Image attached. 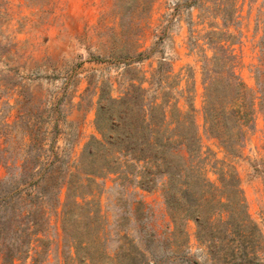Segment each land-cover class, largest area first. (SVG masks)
I'll return each instance as SVG.
<instances>
[{"label": "rangeland", "instance_id": "obj_1", "mask_svg": "<svg viewBox=\"0 0 264 264\" xmlns=\"http://www.w3.org/2000/svg\"><path fill=\"white\" fill-rule=\"evenodd\" d=\"M141 1V0H140ZM123 0H0V252H21L31 235L34 204L48 224L38 264H76L62 230L68 193L83 195L111 250L127 234L144 253V264H211L198 242L193 219L173 231L159 189L116 182L115 174L83 175L78 161L86 143L100 138L98 100L118 99L130 83L148 94L171 92L182 110L193 108L203 150L224 152L203 131V78L216 42L230 33L236 74L254 92L255 120L234 160L247 211L264 237V0H155L146 15ZM122 12L125 40L137 34L136 52L120 51ZM230 16L227 21L222 16ZM127 50V49H126ZM208 177L216 176L208 172ZM76 200L82 202L81 197ZM69 205L72 198L69 197ZM77 220L71 234L83 236ZM187 241V242H186ZM72 253H71V252ZM71 253V254H70ZM264 264V245L257 248ZM21 256V255H20ZM67 260V261H65ZM2 253H0V264ZM16 264H32V250Z\"/></svg>", "mask_w": 264, "mask_h": 264}, {"label": "trees", "instance_id": "obj_2", "mask_svg": "<svg viewBox=\"0 0 264 264\" xmlns=\"http://www.w3.org/2000/svg\"><path fill=\"white\" fill-rule=\"evenodd\" d=\"M121 1L116 0V5ZM130 1L146 15L152 12L155 2ZM123 14L116 12L115 17L121 28L119 49L128 56L137 50V34H127L121 40ZM222 19L228 22L230 16ZM225 34L226 38L216 42L206 66L202 105L204 134L222 147L223 158L216 159L209 148L203 150L190 103L184 111L171 92L148 94L141 82L130 83L120 98L98 100L95 126L100 138L93 137L86 143L77 173L93 178L115 174L117 183L127 180L144 190L159 189L173 231H181L188 238L183 224L193 219L195 236L208 250L211 264H252L260 261L257 248L264 245V237L248 214L233 162L240 157L255 120V95L236 74V56L230 49L232 35ZM208 172L216 177L210 179ZM77 196L82 202L76 200ZM83 197L73 193L69 180L61 220L64 238L70 250L74 249L69 259L76 260V264H144V253L127 234L119 236V244L111 250L103 243L104 234L99 229L92 236L91 224L100 217V209H92ZM76 220L82 224L83 236H75L69 230V224ZM31 222L33 241L23 255L0 252L1 264H16V260L27 258L31 250L32 264H38L42 250L31 244L43 242L39 235L45 234L44 226L48 224L46 211L38 204H34Z\"/></svg>", "mask_w": 264, "mask_h": 264}]
</instances>
